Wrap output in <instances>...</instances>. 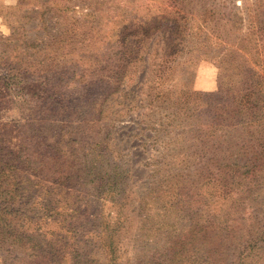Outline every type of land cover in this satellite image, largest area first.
<instances>
[{
	"label": "trees",
	"instance_id": "1",
	"mask_svg": "<svg viewBox=\"0 0 264 264\" xmlns=\"http://www.w3.org/2000/svg\"><path fill=\"white\" fill-rule=\"evenodd\" d=\"M165 3L170 10L167 15L152 21L147 18L135 24L131 33L120 35L114 86L102 103L115 96L110 100L124 105L118 111L123 117L130 111L124 101L131 103L141 96L151 70L156 73L154 97L162 99L176 59L189 55L186 65L213 61L220 76L217 92L181 91L184 104L198 100L205 105L194 110L187 105L180 110L186 119L197 121L188 122L182 128L188 130L181 132L195 141V156L183 154V160L177 156L178 164L190 165L155 179L148 196L139 199L138 227L129 211L134 196L129 167L122 163V152L110 144L111 129H106L103 138L97 135L102 128L93 132L89 121L71 131L54 130L59 126L51 113L64 112L72 104L66 97L52 94L45 77L29 102L40 103L50 117L36 120L30 116L0 127V251L22 249L48 264H256L264 257V217L260 219L262 203L258 201L264 188V0H252L241 9L231 0H225L226 7H216L214 1L206 6L201 0ZM194 5L200 9L196 14L189 8ZM44 14L40 22L45 21ZM38 29L46 30L44 24ZM166 29L172 30L173 39L160 47V56L155 57L150 36ZM5 42L6 49L18 43L11 36ZM51 44L47 35L36 34L32 41L13 46L10 54L0 55V109L11 86L35 83L37 69L44 67L43 61L35 63L23 56L20 46L25 55L29 50L46 52L49 63L48 55L54 53ZM68 48L62 42L56 49L67 57L75 51L66 52ZM128 68L131 71L125 79ZM231 68L236 71L235 80L228 77ZM132 83L136 86L130 89ZM133 94L135 97H130ZM205 99L211 103L206 104ZM112 115L101 108L94 121ZM137 117L139 120L141 114ZM176 117L180 112L174 113L172 120ZM107 126L112 128L111 124L103 127ZM67 147L73 148L70 153ZM160 164L154 163L156 169ZM191 180L201 183L189 185ZM248 199L256 210L246 218L244 212L240 218L237 210ZM150 206L159 218L170 213L186 215L189 226L182 238L177 234L173 239L172 228L151 221ZM243 221H248V232L235 238ZM161 230L165 233L162 244ZM148 244L155 249L145 252Z\"/></svg>",
	"mask_w": 264,
	"mask_h": 264
},
{
	"label": "rangeland",
	"instance_id": "2",
	"mask_svg": "<svg viewBox=\"0 0 264 264\" xmlns=\"http://www.w3.org/2000/svg\"><path fill=\"white\" fill-rule=\"evenodd\" d=\"M213 1L214 4H212ZM231 1L238 9L252 2V0ZM201 3L206 6L209 4L216 7L228 6L225 0H201ZM166 8L165 0H0V55L3 52L10 54L13 46L19 45L23 40L32 41L36 34L47 35L48 42L52 43L51 51L54 52L48 55L49 63H46V52L35 54L29 50L25 55V48L20 46L23 56L35 63L43 61L44 67L37 69L35 83L26 81L21 85H13L11 91L5 94V105L0 109V127L4 124L11 126L21 123L30 116H34L36 120L41 116L46 119L50 117L40 103L29 102L32 92L41 89L39 84L47 77V89L52 90L51 93L55 94L57 98L66 97L72 104L64 112L51 113L52 120H55L59 126L58 129L53 128L54 130H58V132L60 129L71 131L75 127H83L84 123L89 121V126L92 124L93 132H98V129L102 128L97 135L103 138L106 129H111L110 144L113 149L116 148L115 150L122 152V163L129 167L130 190L134 193L129 211L132 212L131 216L137 221L138 227L140 221L137 219L141 216L139 199L148 196L150 188L154 187L156 183L155 179L159 176H169L176 167L184 168L190 165V163L178 164V155L181 156V160L184 159L183 154H187L189 157L195 156L192 155L195 141L191 135L181 134V132L188 130V127L182 129L188 122L196 124L197 121L186 119L184 112L180 110L187 105L192 110L197 107L204 108L205 105L198 100H189L184 104L185 100L181 91L212 94L217 92L220 87L219 71L213 61L194 62L186 65L184 61L189 55H185L184 58H178L173 63L175 72L170 73L167 77L162 99L154 97L156 73L151 70L145 77V81L146 79L148 81L143 87L141 96L131 103L127 100L124 101L127 107L130 106V111H126L123 117H119L118 111L124 109V105L120 104V100L117 102L110 100L115 96L102 103L114 86L112 76L120 62V35L131 33L135 24L145 22L147 18L152 21L164 17V13L167 15L170 12ZM189 8L193 14L200 10L196 5ZM165 9L166 11H164ZM43 13H45L43 16L45 21L40 22ZM42 24L45 25V31L38 29ZM171 35L172 30L166 29L150 36V44L157 53L155 57L160 56L159 48L173 39ZM10 36L18 43L6 49L4 47L5 39ZM62 42L70 47L66 52H69L71 48L75 51L67 57L64 56L56 49ZM232 68L228 77L235 80L237 74ZM130 71L131 68L124 70L125 79ZM4 72L8 73V71ZM130 83L129 80H126V84ZM29 84H32L33 87L30 88ZM135 86L136 83H132L130 89ZM22 88H24L23 91H21ZM131 96L135 97L134 94ZM140 100H142L141 107ZM205 101L206 104L211 103V99H205ZM74 106L77 109H73ZM134 106L137 108L135 109ZM101 108L109 110L115 115L108 117L109 119L94 121L96 111ZM82 110H86L87 113L81 115ZM176 112H180V117L172 120V116ZM138 114H141L139 120ZM152 122L155 125H152ZM106 124H111L112 128L110 126L103 127ZM163 127L166 129L163 130ZM156 130L161 131L155 132ZM154 135L159 138V141L154 140ZM151 136L152 138L148 139ZM169 143H171L170 146H168ZM68 145L74 147L70 142ZM69 147L66 148L68 153L73 149ZM158 161L162 164L156 169L154 163ZM192 181L189 185L201 183V180L196 183H192ZM175 182L176 180L173 179L174 184ZM186 189L192 191L188 186ZM194 192L196 193L197 190ZM214 192L217 199L218 192ZM259 193L261 196L258 201L262 203L260 210L263 213L260 219H263L264 188ZM160 199L163 200V197ZM105 204L104 206H107V202ZM149 209L147 211L151 221L155 223L158 221L166 228H172L174 230L173 239L177 234L182 238V234L187 231L189 226V218L186 215L177 217L175 213H170V216L159 218L151 206ZM104 210L107 213L110 209L104 208ZM255 210L254 204L248 199L245 205L237 210L238 217L241 218L242 214L247 212L246 218ZM251 220L252 218L249 217L248 221L251 222ZM248 221L242 222L243 229L235 238L241 234H247ZM161 231L160 244L164 242L163 237L165 236L164 230ZM262 245L264 246V243ZM153 249L155 246L148 244L144 251ZM8 252L5 249L0 251V264H10L12 260L9 257L16 259V262H12V264H48L44 258L22 249L8 250ZM262 252L264 253V251ZM256 264H264V257Z\"/></svg>",
	"mask_w": 264,
	"mask_h": 264
}]
</instances>
